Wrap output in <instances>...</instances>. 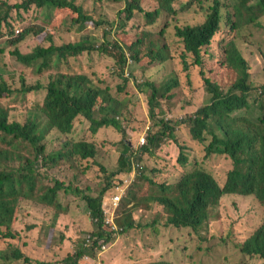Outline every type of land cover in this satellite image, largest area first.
<instances>
[{
  "label": "trees",
  "instance_id": "16d2710c",
  "mask_svg": "<svg viewBox=\"0 0 264 264\" xmlns=\"http://www.w3.org/2000/svg\"><path fill=\"white\" fill-rule=\"evenodd\" d=\"M76 1L24 0L23 3L15 6L2 1L0 38L3 37L4 24H9V27L13 28L9 23L13 9H18V13L21 14V11L27 12L34 6L42 9L49 8L53 12L49 23L50 31L45 32L46 29L41 26L30 27L23 32L24 34L8 44L15 47L12 54L20 62L30 67L36 66L37 72L42 73L54 68L59 69L64 63L69 62L70 58L77 59L86 52L92 53L102 47L103 52L109 51L118 57V64L122 70L120 76L127 84L126 49L119 42L105 41L103 46H98L100 43L96 45L97 40L88 36L80 42L56 44L55 36L63 28L81 33L91 27L107 25L106 21L98 20ZM175 1L159 0L160 8L155 11H146L141 5V0H128L120 15H125V21L129 22L137 13H141L145 15L149 23H152L151 21L163 12L177 15L173 7ZM187 1V5H191L195 0ZM4 6L7 10L1 13ZM224 8L231 10H224ZM208 11L202 24L176 26V34L184 42L185 53L192 55L196 66H203L204 53L208 52L207 48L212 45L214 38L223 30L225 24L238 34L246 23L254 26L259 24V19L264 17V0H228L227 3L214 0ZM31 32H35L36 36L46 33L44 39L51 42V45L49 47L40 45L33 52L24 54L20 46ZM105 35L107 39L108 31ZM142 41V39H136L129 45V50L138 63L146 60L148 67L152 68L157 63L165 61L164 49H161L159 53L150 49L141 50ZM6 48L8 46L0 44V56L5 53ZM224 55L223 65L235 79L229 85L222 86L204 76V86L209 100L194 115L182 122L167 121L162 117L165 111L156 110V106L161 105V99L172 102L174 97L172 92L179 86L178 80L173 77L161 87H156L150 82L144 83V86L147 85L153 90L150 114L154 123L137 149L128 141L127 128L118 120V116L121 115L119 101L98 84L99 80L96 81L87 74L60 72L52 76L46 87L47 94L43 105L37 111V115L28 117L25 123L12 122L10 109L4 107L0 101V240H15L20 236L14 232V229L22 212L23 200L54 207L57 210L56 215L59 216L65 211L61 203V192L76 194L87 203L91 219L98 226V230L86 235H92L91 247H85L87 243V237H85L83 248L75 254H69L65 264H83L81 260L85 255L96 258L101 253L103 243L111 247L116 235L135 227L132 214L126 211L123 218L117 219L119 228L122 230L111 231L105 224V209L111 205L105 202L107 192L115 183L118 185L121 182L119 177L132 172V166L141 160L142 155H149L154 159L165 138L174 140L178 144L179 164L182 166L189 164L187 153L189 146L187 143H182L177 135V128L183 123L190 125L191 139L194 143L204 146L206 158L217 155L228 156L233 162V169L229 171L224 186H221L213 174L203 167H197L186 173L175 185H169L156 182L154 177L158 172L156 168H142L140 164L139 171L142 170L143 175L140 173L136 188L128 192L130 197L128 202L145 206L155 203L161 207L158 218L153 219L152 223L146 226L154 229H157L159 225L166 228H187L199 235L203 226L211 219L212 211L217 209L222 200L228 196H252L264 205V84L257 88L253 83L249 60L239 49L236 40L226 44ZM185 63L189 67L186 60ZM8 84L4 78L0 82V99L9 98L15 93ZM41 89L40 84L31 86L24 81L22 88L17 92L31 93ZM40 116H44L46 123L40 120ZM82 117L90 123V130L94 135L101 129L109 127L115 128L123 135V140L120 142L123 149L119 158V168L105 177L101 191L97 189L92 191L89 186L83 189L77 176L85 171L81 168L87 169L89 165L85 164L81 167V163L95 160L98 154L95 143L76 141L72 138L75 123ZM50 133H57V139L61 142L58 147L48 152L49 144H44L43 141ZM24 151L33 153L34 157L23 155ZM132 156L134 160L131 164ZM17 158L24 159L25 162L20 160L21 165L15 168L10 161ZM95 164L101 167L98 163ZM63 167L76 171L74 180L66 183L56 177L53 178L52 185L44 182L41 172H46L45 176L48 177L47 171L57 168L60 172ZM43 168L46 171H41ZM101 168L107 172L103 167ZM150 187L154 189L151 194ZM235 243L243 255L264 259V223L247 239ZM8 246L7 252L0 254V264L35 263L25 251L16 248L18 245L10 243ZM184 249L190 248L184 246ZM150 264L176 263L165 261Z\"/></svg>",
  "mask_w": 264,
  "mask_h": 264
},
{
  "label": "rangeland",
  "instance_id": "374dc122",
  "mask_svg": "<svg viewBox=\"0 0 264 264\" xmlns=\"http://www.w3.org/2000/svg\"><path fill=\"white\" fill-rule=\"evenodd\" d=\"M2 1L15 6L23 3L24 0H0V7ZM127 1L77 0L78 5L83 6L98 20L106 21L107 25L91 27L81 33L63 28L55 36L57 45L73 41L80 42L88 36L95 38L96 45L100 43L98 46H103L105 41L119 42L126 49L127 84L120 76L122 70L118 64V57L109 51L103 52L102 47L92 53L86 52L77 59L70 58L69 62L64 63L59 69L54 68L42 73L37 72L36 66L30 67L23 64L12 54L15 47L8 44L24 34L23 32L30 27L41 26L46 29L45 32L50 31L49 23L53 12L49 8L42 9L35 6L27 12L21 11V14L18 13V9H13L9 19L13 28L9 27V24H4L3 37L0 38V44L8 46L5 53L0 56V82L4 78L9 83V87L15 91L11 97L0 99V101L4 107L10 109L12 122L25 123L28 117L37 115V111L45 100L46 87L52 76L60 72L87 74L96 81L99 80L98 84L119 101L121 115L118 116V120L127 128L128 141L137 149L154 123L150 114L153 90L147 85L144 86V83L150 82L156 87H161L173 77L178 80L179 86L172 92L174 95L172 102L161 99V105L156 106V110H164L162 117L167 121L182 122L194 115L209 100L204 86V76L222 86L229 85L235 79L223 65L224 47L231 40H236L239 49L249 60L253 83L257 88L264 84V17H261L259 24L255 26L246 23L239 34L232 31L229 25L223 24V30L207 48L208 52L204 53L203 66H196L192 55L185 53L184 42L177 36L176 26L202 24L214 0H195L191 5H187V0H176L173 7L177 15L163 12L151 21L152 23H149L145 15L141 13H137L133 20L126 22L125 15H120V12L125 9ZM222 1L227 3L228 0ZM141 5L146 11H155L160 8L159 0H141ZM6 10L4 6L1 13ZM224 10L231 9L224 8ZM18 29L20 33L17 32ZM107 31L108 41L105 35ZM44 35L46 33L36 36L35 32H31L27 40L21 44V51L28 54L40 45L49 47L51 42L45 41ZM136 39L143 40L141 50L150 49L159 53L161 49H164L165 61L157 63L152 68L148 67L146 60L138 63L129 50V45ZM110 50L113 51V49ZM185 60L189 63V67ZM24 81L31 86L40 84L42 89L31 93L17 92L22 88ZM40 120L46 123L44 116H40ZM177 135L182 143H187L189 146L187 149L189 164L185 166L179 164V146L169 138H165L154 159L149 155H142L141 160L139 159L140 161L132 166V171H136L137 176L129 185L117 210V219L123 218L125 211L131 213L135 227L116 235L111 247L102 250L96 258L90 257V260L82 258L83 264H150L165 261L176 264H264V259L261 257L243 255L235 243L247 239L264 223V205L252 196L231 195L224 198L220 206L212 211L211 219L203 226L199 235L187 228H166L159 225L157 229H154L146 226L150 225L153 219L158 218L161 207L155 203L145 206L128 202L130 198L128 192L136 188L135 185L142 173V170L139 171L140 164L142 168L157 169L158 172L154 177L158 183L175 185L186 173L197 167H203L213 174L221 186H224L229 171L233 169L232 160L228 156L221 155L206 158L204 146H199L197 142L195 144L191 139L188 123L178 126ZM57 137V133H50L43 141L44 144H49L48 152L60 144L61 141ZM72 138L76 141L84 140L96 144L98 154L95 160L81 163V167L85 164L89 165L87 169L81 168L85 171L77 176L83 189L89 186L92 191L94 189L101 191L105 177L119 168V158L123 149L120 142L123 140V135L113 127L103 128L94 135L90 130V123L82 117L75 123ZM23 155L34 157V154L29 151H24ZM18 159L10 161L15 168L21 165L20 160L25 162L24 159ZM133 160L132 156L131 164ZM95 163L101 165L107 172ZM38 167L41 169V165ZM41 171L46 170L43 168ZM75 172L63 167L60 172L57 168L47 171L48 177L45 176L46 172L41 173L44 182L52 185L53 178L56 177L66 183L71 182L74 180ZM119 179L121 182L118 181V185H123L125 180H132L130 176L124 175H121ZM116 184L107 192L105 202L109 204L118 193ZM153 192V187H150L149 193ZM60 198L65 211L59 216L56 215L57 210L54 207L23 200L22 212L14 229V232L20 236L15 240H0V254L6 253L8 245L12 243L31 256L35 261L34 264L39 262L65 264L69 254H75L81 250L86 235L97 231L98 226L93 223L90 209L82 198L76 194L64 192H61ZM110 213L108 210L107 214L110 215ZM184 246L190 249L185 250Z\"/></svg>",
  "mask_w": 264,
  "mask_h": 264
},
{
  "label": "built area",
  "instance_id": "2783aa9c",
  "mask_svg": "<svg viewBox=\"0 0 264 264\" xmlns=\"http://www.w3.org/2000/svg\"><path fill=\"white\" fill-rule=\"evenodd\" d=\"M18 33H20V30L17 31ZM144 142V140H143ZM137 166V165H136ZM126 176H130L132 178L131 181L129 180H125L123 181V185H117L116 189L118 190L117 195H115L112 199V203L109 206V209L107 208V211L110 210V215L107 214V211H105V223L109 226V229L111 231H118V230H122L121 228H119L118 224H117V210L119 209V206L122 202V199L129 187V185L131 184V182L134 181L135 177L137 176V172L136 171H132L130 174H127ZM87 237V243H85V247L89 248L91 247V243H92V235H88ZM109 245H107L106 243H103L101 246V251L103 250H107L109 249ZM84 258H86V260H90V256L89 255H85Z\"/></svg>",
  "mask_w": 264,
  "mask_h": 264
},
{
  "label": "clouds",
  "instance_id": "9594fccd",
  "mask_svg": "<svg viewBox=\"0 0 264 264\" xmlns=\"http://www.w3.org/2000/svg\"><path fill=\"white\" fill-rule=\"evenodd\" d=\"M19 30V29H18ZM21 32V31H20Z\"/></svg>",
  "mask_w": 264,
  "mask_h": 264
}]
</instances>
